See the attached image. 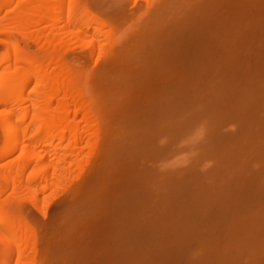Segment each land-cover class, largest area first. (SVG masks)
Wrapping results in <instances>:
<instances>
[{
	"label": "rangeland",
	"instance_id": "374dc122",
	"mask_svg": "<svg viewBox=\"0 0 264 264\" xmlns=\"http://www.w3.org/2000/svg\"><path fill=\"white\" fill-rule=\"evenodd\" d=\"M88 3L109 26L100 38L73 41L67 56L81 70L75 82L84 80L81 89L92 116L84 120L82 114H70L69 123H60L65 138L29 146L35 155L46 153L45 159L30 162L23 180L0 192V207L20 206L29 232L38 223L37 230L46 229L36 241L40 250L27 247L24 256L8 250L3 241L8 235H0V264L10 257L12 264H264L263 130L250 146L238 147L247 148L249 172L241 160L223 175H215L220 162L215 157L194 161L208 130L201 121L175 136L173 153L153 158L170 139L168 132L183 121L181 115L210 108L209 101L264 117V0ZM223 125L225 133L240 128L236 122ZM74 126L81 134L77 143L68 134ZM2 139L0 132V149L6 145ZM55 146L56 158L48 150ZM17 151L0 160V174L6 163L14 171L21 162ZM43 163L49 165L45 174L37 173ZM189 163H199L200 174L211 171L209 183L181 189L179 176L176 182L163 176L177 166L183 174ZM39 173L43 179L31 180ZM86 177L89 183L78 187Z\"/></svg>",
	"mask_w": 264,
	"mask_h": 264
},
{
	"label": "bare ground",
	"instance_id": "6f19581e",
	"mask_svg": "<svg viewBox=\"0 0 264 264\" xmlns=\"http://www.w3.org/2000/svg\"><path fill=\"white\" fill-rule=\"evenodd\" d=\"M89 5L88 0H0V132L3 133V139L4 137L6 139L5 147H1L2 149H0V160H5L14 152L16 153L17 150H20L22 156L21 157L20 154H18L20 158L18 156L15 157L16 160L17 157L21 159V162H18L14 171L11 166H8L10 163L3 161L6 163L4 165L6 168L4 171H1L0 174V192H3L2 190L6 186H8L9 189L11 184L16 185L17 182L23 180L20 178H23L22 175L25 174L24 170L28 171V169L25 168H27L26 166L29 167L28 164L30 162L37 161L41 163V161L45 159L44 156L46 153L44 155H39V153H37L38 155H35L34 152H31L33 149L29 146L35 144H38L39 146L47 144L50 146L51 143L49 142L53 141V139H57V137L58 139L65 138L67 133L63 131L64 128L62 129L61 126L64 125V123L66 124V122L69 123L70 120L68 117L70 114H73L75 117L78 114H82L84 117L82 119L84 120L90 119L92 116L93 111L88 105V102L90 101H84L86 94L81 89L83 88L81 85L84 83V80L81 79L82 81L79 83L75 82L78 77L81 78V70L75 67L74 62L72 61L73 58L67 56V51L73 41L83 42L87 37H91V39L94 37L96 38L99 36V33H101L103 28L109 26L103 19L97 17V15L91 11ZM26 41L35 45L37 50L32 51L30 47L27 46L28 44L26 45ZM85 78H87V76ZM89 94L90 93H88V95ZM209 102L211 105L210 108L208 105V107L202 108L201 111L198 110L194 113L186 111L183 114L181 113V119L183 121L179 125L174 126L175 129L168 132L170 133V139L156 149L157 152L153 155V158L160 159L173 153L174 149H172L170 145L171 143H174V140L176 141L175 136H183L191 126H195L196 123L201 124L198 123L201 121L202 126L208 128V130L206 129V132H203L202 145H200V147L198 146L197 149V151H199L197 153L198 159H194V161L197 162L199 159L201 161V158L204 157H215L219 159L220 162L217 161L218 163L215 165L213 164L216 167H213V169L215 168V175H223L224 171H227L230 167L233 168L239 160H241L242 163L244 162V165L242 164L243 170L247 172L251 171L252 166L245 160V152H247L245 149L247 150V148L239 150L238 147L250 146L253 143V138L262 130L264 131V117H259L253 112L242 115L235 107L232 108V106H229L228 108L222 109L217 108V106H219L218 103L216 106L213 102ZM99 109L100 108L98 107V110ZM99 114L100 113L95 115V118L99 116ZM138 119L144 120L143 116H140ZM77 122L79 123V120ZM228 122H236L240 128H237L235 130L236 132L225 133L221 131V126L225 123L228 124ZM60 123H62V125ZM73 124L75 125V123ZM59 128L62 129L61 131H63V133L58 131L60 130ZM72 128L74 129L76 127L74 126ZM89 128L90 127H88V130ZM176 129L178 131L175 132ZM88 130H86V132ZM96 130L94 129L95 133L100 129ZM78 131H80V129ZM78 131L77 129H74L72 134L68 132L73 139L75 137L72 141H76V143L80 142L77 141V138L81 135ZM73 132L75 133L73 134ZM80 140L82 141L83 139ZM58 147L59 146L54 150L48 149L49 152H51L50 154L55 156L50 155L51 157L56 158L57 154L54 153H57ZM39 151L40 150H38V152ZM42 151L43 150H41V152ZM139 151L141 152H138L140 153L139 155L141 158L143 153L140 148ZM223 158L226 160H222ZM19 159L18 161H20ZM52 161L54 160H51L50 163ZM43 164L46 166L40 164L43 167L39 166L42 169L37 170V173L40 171V173L42 172V174H45L46 168L49 165L45 163ZM190 164L191 163L187 164L185 168L181 169L183 174H180L181 171L179 169L181 167L177 166L180 168L175 167V170L169 169L163 173L165 175H162L168 179V182L172 179L176 182L178 180L176 178L179 176L178 181L180 184H178L179 187H176L181 189L192 188V186H198L200 183H209L211 180L210 177H212L210 174H214L211 171L209 173V170L208 172L206 170L205 173L202 172V174H200L196 170L197 167H200L199 163H195V165ZM68 168L70 167L68 166ZM186 168L188 170H186ZM94 169L96 170L97 167H94ZM95 170L92 172V178L93 175H96ZM145 170H148V168L144 167L143 171ZM40 173L35 174L36 176L31 175V180H37L45 176ZM223 177L224 176H221V178ZM175 182L172 181V183ZM19 184L20 183H18V186ZM14 192L12 193L15 194ZM36 193L37 192H35V194ZM171 193H173V191ZM10 194L7 195V197L14 196L13 194V196ZM0 195L2 194L0 193ZM166 195L167 194H165V196ZM0 200L3 201V199ZM21 211L20 206L12 207L11 204H5L0 207V228L2 229L0 235L5 236L4 233L8 235L6 236V240H3L6 241L5 247H8V250L14 248L17 250L18 255L21 254L24 256L25 252L23 250L25 248L30 247V249L32 248L33 250H38L40 248L36 241L39 239L37 241L39 242L42 239L40 237L44 236L42 234L45 233L46 229L43 228L42 230H37L42 228L41 226V228L39 227L40 223H38V228H33V231L30 229L32 232H29L27 227L30 226V224L28 221V223L25 221L27 217L23 218L22 214L24 216L25 214ZM61 212L63 213L64 210ZM44 213L46 212L44 211ZM47 215L48 214H45L44 217ZM47 220L49 219L47 218ZM57 220L54 219V221ZM34 239L36 240L34 241ZM45 239H47V237ZM37 246L39 247L38 249ZM22 252L24 253L22 254ZM9 254L13 257L12 252ZM28 255L29 254H26L25 256ZM9 260L4 262V264H9Z\"/></svg>",
	"mask_w": 264,
	"mask_h": 264
},
{
	"label": "crops",
	"instance_id": "0c3cea01",
	"mask_svg": "<svg viewBox=\"0 0 264 264\" xmlns=\"http://www.w3.org/2000/svg\"><path fill=\"white\" fill-rule=\"evenodd\" d=\"M88 182H89V178L88 177H86L81 183H79L78 184V187H84L86 184H88Z\"/></svg>",
	"mask_w": 264,
	"mask_h": 264
}]
</instances>
